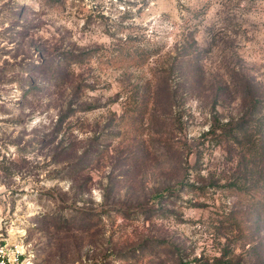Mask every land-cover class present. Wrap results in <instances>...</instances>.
Returning <instances> with one entry per match:
<instances>
[{
  "label": "rangeland",
  "instance_id": "obj_1",
  "mask_svg": "<svg viewBox=\"0 0 264 264\" xmlns=\"http://www.w3.org/2000/svg\"><path fill=\"white\" fill-rule=\"evenodd\" d=\"M0 264H264V0H0Z\"/></svg>",
  "mask_w": 264,
  "mask_h": 264
},
{
  "label": "built area",
  "instance_id": "obj_2",
  "mask_svg": "<svg viewBox=\"0 0 264 264\" xmlns=\"http://www.w3.org/2000/svg\"><path fill=\"white\" fill-rule=\"evenodd\" d=\"M3 252V250L0 248V253H2Z\"/></svg>",
  "mask_w": 264,
  "mask_h": 264
}]
</instances>
